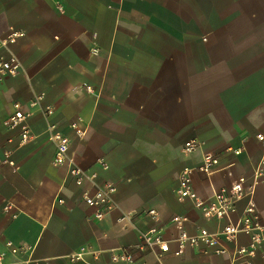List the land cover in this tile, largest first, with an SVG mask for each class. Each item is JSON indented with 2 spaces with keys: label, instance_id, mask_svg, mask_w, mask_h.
<instances>
[{
  "label": "crops",
  "instance_id": "0c3cea01",
  "mask_svg": "<svg viewBox=\"0 0 264 264\" xmlns=\"http://www.w3.org/2000/svg\"><path fill=\"white\" fill-rule=\"evenodd\" d=\"M11 31L24 37L11 46L20 73L0 80V251L12 245L28 264H232L249 236L221 237L225 255L199 244L159 257L140 248V234L159 226L173 249L172 217H186L190 235L217 234L249 201L264 225V175L253 176L264 156V0H0V39ZM14 104L31 113L24 144L4 125ZM50 125L76 166L115 187L104 219L83 201L94 189L53 164ZM191 137L199 146L184 153ZM206 153L219 158L211 176L195 170ZM187 168L201 199L239 178L248 194L229 219H204L177 197Z\"/></svg>",
  "mask_w": 264,
  "mask_h": 264
},
{
  "label": "built area",
  "instance_id": "2783aa9c",
  "mask_svg": "<svg viewBox=\"0 0 264 264\" xmlns=\"http://www.w3.org/2000/svg\"><path fill=\"white\" fill-rule=\"evenodd\" d=\"M22 37H24V33L11 31L8 36L0 39V80L5 77H15L20 73L21 63L12 52L11 46ZM94 53H97V50H94ZM36 104L37 102L35 101L31 103V106H35ZM13 107L14 111L4 121V125L8 130L17 132L20 144L27 143L31 138V131L27 123L31 113L25 112L19 104H14ZM45 114L51 115L52 110L48 109ZM70 127L75 130L78 137L84 134L77 125L71 124ZM45 134L48 140L55 145L53 164L55 166H67L68 175L77 187H82L88 183L94 189L93 193L88 190L83 191V201L88 207L94 209L93 218L95 220L100 221L104 219L108 213L116 208V203L113 199L115 187L108 183L99 184L96 173L83 170L76 166L73 160L69 158L70 140L63 134L57 132L53 125L46 128ZM257 139L264 143L261 135H257ZM198 146V139L191 137L185 141L183 152L192 153ZM239 152V150L234 151L235 154ZM218 164V156L212 153H206L203 155L200 164L195 170L206 176H211L216 171ZM223 170L227 171L226 168ZM193 172V169L187 168L180 173L176 194L180 201L189 200L204 219H229L236 212L237 202L248 194L244 186V178H239L227 188L213 190L209 199H201L192 187ZM263 175L264 156L259 165L253 170L254 180L256 182L259 181ZM11 207V204H6L5 209L9 210ZM147 215L153 219L157 217L155 210L147 211ZM171 223L177 231V236L172 240L174 244L173 249L170 248V241L164 238L163 230L159 226H152L140 234V248L151 251L156 248L159 257L167 253H171L175 257H180L187 248L203 244L215 254L225 255L227 248L220 245L221 237L225 241L230 242L237 235L243 234L249 236V244L246 246L236 245L234 247L232 264H237L238 261H244L245 264H252L251 259L257 255L264 262V225L260 223L255 205L252 201L248 202L236 223H228L217 234L210 233L204 228L198 229L194 235L188 234L185 230L187 218L184 216L172 217ZM86 252V247H80L70 258L72 260L81 259L82 255ZM18 253L19 250L16 247L8 245L6 250L0 251V264H28L26 261L16 260ZM112 260L115 262L132 263V258L127 253H114Z\"/></svg>",
  "mask_w": 264,
  "mask_h": 264
}]
</instances>
